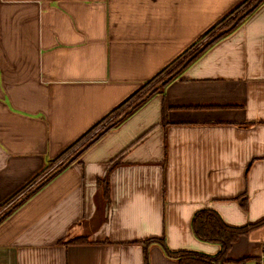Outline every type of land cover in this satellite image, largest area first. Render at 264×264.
Wrapping results in <instances>:
<instances>
[{
	"label": "crops",
	"instance_id": "1",
	"mask_svg": "<svg viewBox=\"0 0 264 264\" xmlns=\"http://www.w3.org/2000/svg\"><path fill=\"white\" fill-rule=\"evenodd\" d=\"M244 1L0 0V206ZM45 181L0 222V264H179L145 241L215 256L197 211L264 218V3ZM230 257L264 264V226Z\"/></svg>",
	"mask_w": 264,
	"mask_h": 264
},
{
	"label": "trees",
	"instance_id": "2",
	"mask_svg": "<svg viewBox=\"0 0 264 264\" xmlns=\"http://www.w3.org/2000/svg\"><path fill=\"white\" fill-rule=\"evenodd\" d=\"M254 1L249 4L243 3V4H240L239 6H236L230 13H228L224 18H222L218 23H216L212 28L206 31L198 40L208 35L211 31L215 30V28L218 25L228 20L227 18L231 16L235 10H238L239 8H243L242 11L238 15L234 16L235 18L232 17L230 21H228L229 23L228 25H226L225 29H223L224 30L223 32L220 33L219 31L211 35L209 37V40L205 44L201 45V47L199 48L194 49V51H192L187 57H185V60L183 62L181 61L180 63H178L175 69H172L169 73H167L165 79H162L158 82V83L161 82L160 84L156 83V85H154L151 89L147 90L141 96H138L135 99V101L131 102L124 110L119 111V113H116L115 117L108 125L102 127L99 132L93 134V136L87 139L78 149H75V147L79 144V142L85 136L90 134L91 131L94 130V128L98 127L110 115L120 110L122 106L126 104L129 100H132V98H134L135 95H138L139 92L145 89L151 81L155 80L158 76H160L163 72H165L170 65L179 62L180 58H182V56H184L190 50V48H192L198 42V40L195 43H193L188 49H186L180 56H178L173 62H171L167 67L161 70L157 75H155L152 79H150L148 82L142 85L132 95H130L125 101H123L120 105H118L115 109H113L107 116H105L102 120H100L98 123L92 126L89 130H87L75 142L70 144L64 151H62V153L56 159L53 160V161H57L59 158L61 159L69 154L68 157L64 159L62 164L58 167V169L54 171L55 174L53 172L52 174H50V176L56 175L60 171L64 170L66 167L70 166V164L78 160L86 149L92 146L98 139H100L109 130L123 123L128 117H130L134 112L140 109L147 101H149L152 96L157 94L160 90L164 88V86H166L174 78L180 75L190 64L195 62L209 48H211L219 40H221L228 34L232 33L236 28H238L244 22V20L250 14H252V12H254L260 5L264 3V0H256L255 2ZM74 157L76 158L72 160ZM53 161H51L50 163H52ZM38 176L39 174L36 175L34 180ZM45 180L42 182L41 185L39 184L33 190H31L24 197V200L20 204H13V206H11V209L0 218V222L3 221L5 218H7L21 204H23L25 200L29 199L35 193H37L46 183ZM31 183H29L28 185H30ZM25 189L26 187L23 188L18 194H20ZM104 193L107 197L108 196L107 183L104 184ZM16 196L17 195H15V197ZM13 199L14 198L10 199L5 204L1 205L0 208L8 204ZM191 226H192V230L195 236L199 240L208 242V243L218 244L221 247L220 251L215 256H209V255L202 254V253L195 252V251H177V252L170 251L166 245L164 238L148 239L145 241V244L148 246L152 245L153 243L158 244L164 250L167 256L176 259L179 262V264H228L232 262L243 264L246 259L235 260L230 257V252L234 244H236L242 236H246L251 231L259 229L262 226H264V218L260 219L257 222L237 227V226H232V225L227 224L222 219V217L219 215L217 211H215L214 209L208 208V209L199 210L195 213L192 219ZM87 242L88 240L84 237H79L71 241V243H74V244L76 243L85 244ZM145 262L146 264H150L148 253H146V256H145Z\"/></svg>",
	"mask_w": 264,
	"mask_h": 264
},
{
	"label": "rangeland",
	"instance_id": "3",
	"mask_svg": "<svg viewBox=\"0 0 264 264\" xmlns=\"http://www.w3.org/2000/svg\"><path fill=\"white\" fill-rule=\"evenodd\" d=\"M254 0H246L243 3L249 4L252 3ZM256 1V0H255ZM254 1V2H255ZM242 3V4H243ZM243 8H239L238 10H235L233 12V14L231 16H229L225 22H223L222 24L218 25L215 30L211 31L208 35L204 36L203 38H201L200 40H198V42L192 47L190 48V50L184 55L182 56V58H180L179 62L170 65L167 70L165 72H163L160 76H158L155 80L151 81L147 87L145 89H143L142 91L139 92L138 95H135L134 98H132V100H129L126 104H124L122 106V108L118 111H116L114 114L110 115L107 119H105L98 127L94 128V130L91 131L90 134H88L87 136H85L80 142L79 144L75 147V149H78L87 139H89L91 136H93V134L97 133L100 131V129L106 125H108L113 118L115 117L116 113H119V111L124 110L131 102L135 101V99L138 96H141L142 94H144L147 90L151 89L154 85H156V83H158L160 80L165 79L167 73H169L172 69H175L177 67V64L180 63L181 61L183 62L185 60V57H187L192 51H194V49L201 47V45L205 44L208 40L209 37L217 32L220 31L223 32L226 27V25H228V21H230V19L232 17H234L235 15H238ZM235 18V17H234ZM231 23V22H230ZM161 83V82H160ZM158 83V84H160ZM149 95V94H148ZM69 155V154H68ZM68 155H66L63 158H59L57 161H53L52 163H49L48 166L46 167V169H44L39 176L30 184L28 185V188H26V190L22 191L20 194H18L16 197H14L13 200H11L8 204L2 206V208H0V218L7 213L10 209L11 206H13V204L19 202L20 199L24 198L31 190H33L36 186H38L39 184H41V182H43L45 179H47L50 174H52L55 170L58 169V167L62 164V162L64 161V159H66L68 157ZM264 261V260H263ZM248 264H257L254 260L250 261Z\"/></svg>",
	"mask_w": 264,
	"mask_h": 264
},
{
	"label": "water",
	"instance_id": "4",
	"mask_svg": "<svg viewBox=\"0 0 264 264\" xmlns=\"http://www.w3.org/2000/svg\"><path fill=\"white\" fill-rule=\"evenodd\" d=\"M164 82H165V81H164ZM75 158H76V157H74L72 160H74ZM72 160H71V161H72ZM69 162H70V161H69ZM69 162H68V163H69ZM68 163H67V164H68Z\"/></svg>",
	"mask_w": 264,
	"mask_h": 264
},
{
	"label": "built area",
	"instance_id": "5",
	"mask_svg": "<svg viewBox=\"0 0 264 264\" xmlns=\"http://www.w3.org/2000/svg\"><path fill=\"white\" fill-rule=\"evenodd\" d=\"M263 260H264V257H263Z\"/></svg>",
	"mask_w": 264,
	"mask_h": 264
}]
</instances>
